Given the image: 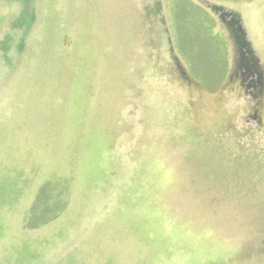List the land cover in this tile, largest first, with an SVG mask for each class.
<instances>
[{
  "label": "rangeland",
  "instance_id": "1",
  "mask_svg": "<svg viewBox=\"0 0 264 264\" xmlns=\"http://www.w3.org/2000/svg\"><path fill=\"white\" fill-rule=\"evenodd\" d=\"M264 0H0V264H264Z\"/></svg>",
  "mask_w": 264,
  "mask_h": 264
},
{
  "label": "trees",
  "instance_id": "2",
  "mask_svg": "<svg viewBox=\"0 0 264 264\" xmlns=\"http://www.w3.org/2000/svg\"><path fill=\"white\" fill-rule=\"evenodd\" d=\"M215 10L229 27L235 43L236 66L240 72L242 87L247 95L258 99L264 93V73L241 18L236 12L221 6H215Z\"/></svg>",
  "mask_w": 264,
  "mask_h": 264
}]
</instances>
